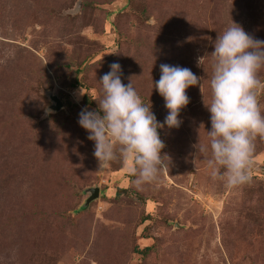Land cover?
<instances>
[{
  "label": "rangeland",
  "instance_id": "1",
  "mask_svg": "<svg viewBox=\"0 0 264 264\" xmlns=\"http://www.w3.org/2000/svg\"><path fill=\"white\" fill-rule=\"evenodd\" d=\"M232 22L264 40V0H0V264H264V138L233 188L196 148L210 128L209 54ZM113 62L161 123L160 64L201 78L179 127L158 129L168 168L139 188L119 160L98 171L77 123L98 111Z\"/></svg>",
  "mask_w": 264,
  "mask_h": 264
},
{
  "label": "clouds",
  "instance_id": "2",
  "mask_svg": "<svg viewBox=\"0 0 264 264\" xmlns=\"http://www.w3.org/2000/svg\"><path fill=\"white\" fill-rule=\"evenodd\" d=\"M209 55L211 99L204 105L210 113V128L206 131L207 144L196 148L200 153L210 150L205 161L210 176L233 188L249 181L253 141L257 135L264 138V115L257 98L262 84L258 72L264 68V40L253 38L232 22L217 35ZM109 69L98 81L102 93L98 111L81 109L77 123L94 142L98 171L119 160L133 177L131 183L139 188L168 168L170 158L161 152L165 144L158 129L179 127V113L189 103L186 89L200 87L201 78L187 67L160 64V76L153 87L167 109L161 123L142 102L131 79L122 83L120 64L113 62Z\"/></svg>",
  "mask_w": 264,
  "mask_h": 264
},
{
  "label": "water",
  "instance_id": "3",
  "mask_svg": "<svg viewBox=\"0 0 264 264\" xmlns=\"http://www.w3.org/2000/svg\"><path fill=\"white\" fill-rule=\"evenodd\" d=\"M53 102L55 103L54 105V110L58 111L61 108V103L60 100L56 97L53 96L52 97ZM90 196L88 197V199L86 200V206L93 200L97 199L99 197V189L98 188H93L90 189Z\"/></svg>",
  "mask_w": 264,
  "mask_h": 264
},
{
  "label": "trees",
  "instance_id": "4",
  "mask_svg": "<svg viewBox=\"0 0 264 264\" xmlns=\"http://www.w3.org/2000/svg\"><path fill=\"white\" fill-rule=\"evenodd\" d=\"M151 247H145L144 249L139 250L142 254L147 253Z\"/></svg>",
  "mask_w": 264,
  "mask_h": 264
}]
</instances>
